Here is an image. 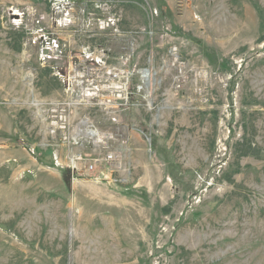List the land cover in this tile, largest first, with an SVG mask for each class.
I'll use <instances>...</instances> for the list:
<instances>
[{
	"label": "rangeland",
	"instance_id": "rangeland-1",
	"mask_svg": "<svg viewBox=\"0 0 264 264\" xmlns=\"http://www.w3.org/2000/svg\"><path fill=\"white\" fill-rule=\"evenodd\" d=\"M86 76L94 175L42 114ZM0 264H264V0H0Z\"/></svg>",
	"mask_w": 264,
	"mask_h": 264
},
{
	"label": "built area",
	"instance_id": "built-area-1",
	"mask_svg": "<svg viewBox=\"0 0 264 264\" xmlns=\"http://www.w3.org/2000/svg\"><path fill=\"white\" fill-rule=\"evenodd\" d=\"M82 82L87 84L84 89H81L82 98L79 99L80 94L76 93L75 96L72 95L62 102L44 103L42 104L44 105L42 114L48 120L52 137L57 139L59 144L67 146L69 150L68 164L72 172L81 173L82 170L87 175H94L99 164L113 162L118 159L117 151L107 150L110 143L117 138L113 130L101 131L90 117L73 123L72 112L74 108L78 109L81 104L87 106L90 101L96 99L100 100L99 104H105L107 100L103 92L106 88L103 84L97 82V79L87 78L86 76ZM124 142H127V140L125 139ZM85 146L93 150L107 151L103 155L99 152V155L93 153V156H89L88 153L82 150ZM57 156L58 154L55 153V158H58ZM99 177L96 175L95 179H99Z\"/></svg>",
	"mask_w": 264,
	"mask_h": 264
}]
</instances>
